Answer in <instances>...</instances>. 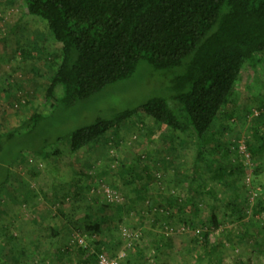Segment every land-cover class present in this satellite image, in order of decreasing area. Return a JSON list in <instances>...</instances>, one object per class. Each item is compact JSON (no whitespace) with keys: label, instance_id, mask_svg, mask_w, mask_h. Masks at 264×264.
<instances>
[{"label":"rangeland","instance_id":"1","mask_svg":"<svg viewBox=\"0 0 264 264\" xmlns=\"http://www.w3.org/2000/svg\"><path fill=\"white\" fill-rule=\"evenodd\" d=\"M19 5L0 0V181L2 169L9 175L0 186V264H33L42 257H48L45 264H97L99 254L122 255L119 264L132 258L136 264H264V151L251 156L246 148V142L257 147L251 124L264 132V121L256 117L264 114V86L253 69L245 65L235 84L225 109L230 119L220 118L211 129L214 139L228 147L226 157L205 151L194 165L195 145L139 116L71 154L72 130L151 95L167 98L170 76L142 61L130 79L101 95L67 109H48L43 104L50 75L45 57L56 58L60 45L42 20L25 16ZM35 66L39 74L32 71ZM260 66L264 69L263 58ZM24 93L30 105L17 100ZM36 109H48L42 121L32 130L20 126ZM8 133H13L10 138ZM44 154L51 156L44 159ZM238 163L247 169L244 175L216 178V167ZM123 165L131 171L121 177ZM134 174L142 179L127 185ZM172 200L186 206L181 205V219ZM229 201L241 212L227 206ZM211 211L220 226L209 236L215 248L206 253L194 241ZM156 213L167 221H157ZM97 220L100 234L87 229ZM154 238L162 243L159 248ZM121 243L125 247L119 250ZM134 245L137 258L125 257ZM79 248L85 252L79 255Z\"/></svg>","mask_w":264,"mask_h":264},{"label":"trees","instance_id":"2","mask_svg":"<svg viewBox=\"0 0 264 264\" xmlns=\"http://www.w3.org/2000/svg\"><path fill=\"white\" fill-rule=\"evenodd\" d=\"M6 1L10 4L18 1L25 16L42 20L48 35L60 45L56 58L45 57L50 75L43 91V104L48 109L59 106L67 109L101 95L109 86L130 79L142 61L152 70L170 76L167 98L151 95L134 106L72 130L68 143L71 154L97 144L108 132H117L123 122L139 116L195 145L194 165L203 159L205 151L211 156L220 152L226 157L228 147L214 139L211 129L220 118L230 119L225 109L245 65L253 69L264 86V69L260 66L264 59V0ZM21 54L26 57L23 49ZM36 67L32 71L39 74ZM260 92L264 98V88ZM20 99L30 105L29 95L17 100ZM48 109L31 112L20 126L34 129ZM256 117L258 122L264 121L263 113ZM251 125L252 140L257 147L253 150L246 142V152L252 156L264 151V132L253 127L256 123ZM226 126L221 123L220 129L224 131ZM12 134L8 133L6 138ZM49 156L44 154L43 158ZM125 170L129 172L131 167H120L121 177ZM245 170L239 163L233 168L216 167L215 176L217 179L224 175L242 176ZM2 172L0 186L9 182L8 172L3 169ZM136 179L141 180V175L134 174V178L126 181L127 185ZM172 201L181 219L186 206ZM229 202L227 206L241 212ZM161 213H156L160 216L157 221L162 218L167 221L168 217ZM236 216L240 219L239 213ZM100 224L97 220L87 229L100 234ZM200 226L201 233L194 242L208 253L215 248L209 236L218 229L220 220L211 211ZM161 244L158 241L156 246ZM83 252L85 249L79 248L78 254Z\"/></svg>","mask_w":264,"mask_h":264},{"label":"crops","instance_id":"3","mask_svg":"<svg viewBox=\"0 0 264 264\" xmlns=\"http://www.w3.org/2000/svg\"><path fill=\"white\" fill-rule=\"evenodd\" d=\"M156 238H158V236H156ZM125 242V241H124ZM153 242L156 244V242H155V238H154V240H153ZM123 244L121 243V245H120V248H119V250L121 249V248H124L125 246L123 245ZM147 245H146V243L144 242V244L142 245L141 244V246L139 247L140 248V254L142 255L143 253H145L146 251L145 250H143L142 248L143 247H145L146 249H147V247H146ZM118 250V251H119ZM126 250V249H125ZM145 251V252H144ZM141 255H138V256H141ZM125 257H136L137 258V254H136V246L134 245V247L132 248V249H130V250H128V251H126V256ZM48 257H42L40 260H46ZM39 260V261H40ZM45 262H47V261H45ZM136 264V261H135V259H131V261H129V260H125V261H123V264ZM120 264H122V263H120Z\"/></svg>","mask_w":264,"mask_h":264},{"label":"built area","instance_id":"4","mask_svg":"<svg viewBox=\"0 0 264 264\" xmlns=\"http://www.w3.org/2000/svg\"><path fill=\"white\" fill-rule=\"evenodd\" d=\"M107 195L109 196V192L107 191ZM129 236V233H128ZM131 237V236H129ZM122 257V255L118 256L117 258H112L107 254H99L97 256V264H119V258Z\"/></svg>","mask_w":264,"mask_h":264}]
</instances>
